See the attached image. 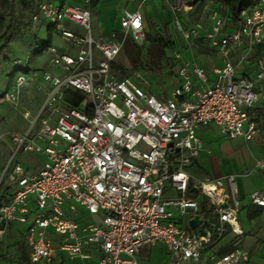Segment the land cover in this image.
<instances>
[{
    "label": "built area",
    "instance_id": "built-area-1",
    "mask_svg": "<svg viewBox=\"0 0 264 264\" xmlns=\"http://www.w3.org/2000/svg\"><path fill=\"white\" fill-rule=\"evenodd\" d=\"M153 1L123 10L119 29L107 37L92 35L91 0L38 5L32 22L48 23L63 47L37 46L49 56L39 74L46 86L34 85L42 101L34 113L20 112L23 131L0 135L10 150L0 162V250L17 224L26 226L20 234L29 264H141L140 254L156 245L170 264L247 262L240 247L221 255L214 249L229 229L240 233L235 176L188 169L203 147L200 129L213 124L223 137L245 142L259 132L251 113L264 102V0L233 20L216 8L206 24L190 25L189 12L202 0H164L188 56L174 52V86L155 93L141 72L112 67L127 38L145 52L140 8ZM199 43L221 55L211 72L192 53ZM12 64L30 71L27 59ZM36 77L18 74L0 101L18 110L22 88ZM28 154L42 161L29 163ZM252 171H264V159ZM248 202L264 209V190L251 192ZM195 216L199 225L191 228Z\"/></svg>",
    "mask_w": 264,
    "mask_h": 264
},
{
    "label": "rangeland",
    "instance_id": "rangeland-1",
    "mask_svg": "<svg viewBox=\"0 0 264 264\" xmlns=\"http://www.w3.org/2000/svg\"><path fill=\"white\" fill-rule=\"evenodd\" d=\"M49 1L53 0H34V4L36 5ZM99 1V5L97 7L95 6L92 12L91 32L93 37H96L97 34H100L107 29L110 31L115 30L116 27H118L117 21L120 17V7L117 5L116 1ZM155 2L157 3V1ZM147 4L151 5V2ZM163 5L166 7L165 3ZM213 10H215V8L208 0H205L204 2L200 1L189 12L190 18L187 22L189 25L198 21L206 24V21ZM15 11L17 21L23 30V36L21 38L13 39L10 43H0V98H2L4 93L12 87L14 79L18 74L23 75L26 79H30L36 71L37 77L35 79L36 81L22 88L20 95L21 106L18 107V110L14 109L9 103L0 101V135L11 131H23L26 128V123L21 118L20 112L26 109L32 114L42 101V96L37 92L34 85L39 83L42 87L46 86L42 82L39 74L41 73L42 68L48 66L49 56L44 52H37V46L41 44L42 41H47L48 35H50L49 44L60 48L63 47V42L60 37L54 31H48V23L32 22L33 9L23 10L17 4L15 6ZM219 13L221 15L223 14L220 11ZM146 19L148 23V35L150 36V39H147V43L153 41L154 34L162 32L161 28L163 25L168 26L171 43L165 50V56L159 69L147 71L145 68L141 67L140 72L142 77L150 83V90L152 92L155 93L160 90L165 92L170 91L175 82L174 72L176 71V63L174 60V52L177 50L183 54L185 53V56H188V52L181 39L179 31L176 28L174 15L171 11L160 7L156 8V10L153 8L152 13L148 14ZM182 19L183 18L179 17L180 22L183 24ZM230 23L232 22L229 20L228 24ZM3 30L4 28L0 29V35L3 33ZM117 37L118 39L121 38L119 34H117ZM192 53L199 65H202L204 59L199 58L198 55L208 54L209 57H214L213 52L206 47L205 43H199V45L193 49ZM18 58L27 59L30 64L29 72H22L15 69L12 61ZM115 62L126 68L128 70L127 73L132 74L134 72H139L131 69L129 62L122 54V51L116 57ZM209 126L212 127V133L207 134L205 140L211 143L214 147L211 146L213 153L207 158H210L211 165L214 169H217L218 166L220 171H237L241 163L252 156L251 151L256 152L254 146L255 142L248 143L250 145V151L247 148V145L242 141L231 139L226 140L218 133L213 124ZM261 144H263L262 141ZM9 156L10 150L8 146L1 144L0 162H5ZM25 158L29 163L30 160L42 161V157L36 154H28ZM201 159L202 157L200 160ZM189 169L196 176H201L193 165H191ZM211 171L214 172V170ZM241 221L242 225L240 227V233L228 231L223 238L217 242V246L214 249L217 248L218 253V250L222 246L228 248L240 247L248 255V261L244 264H264V213L261 217L254 220L251 229L245 226L243 216L241 217ZM14 226L15 230L16 228L18 229L14 231L15 233H7L2 243L0 250V264H20L17 259L18 253L14 242L17 239H20V231H24L26 226H19L17 224H14ZM18 230L19 234L17 233ZM206 260L207 258L203 257V259L197 264H205L207 263ZM150 261L155 264H170L171 258L165 253L164 249L160 248L159 245H156L150 250Z\"/></svg>",
    "mask_w": 264,
    "mask_h": 264
},
{
    "label": "crops",
    "instance_id": "crops-1",
    "mask_svg": "<svg viewBox=\"0 0 264 264\" xmlns=\"http://www.w3.org/2000/svg\"><path fill=\"white\" fill-rule=\"evenodd\" d=\"M68 1L73 3V4H76V5H82L83 0H68ZM111 1H116L117 5L120 7L119 16H121V13L123 10H134L137 7V3H138V0H133V1H130V0H111ZM99 2L97 4H95L94 6H91V13L93 12V8L95 6L97 7L99 5ZM147 3H149V2L144 3L140 9H141V13L143 15L144 27L148 33V23H147L146 16L148 14L152 13L153 8L155 10L158 7L162 8V9L165 8L167 10H169V9H168L164 0H158L157 1L158 4L155 1L151 2V5L147 4ZM164 3L166 5V7L163 5ZM214 8L216 9L217 6H214ZM92 17H93V13H92ZM118 22L119 21H117L118 27H116L115 30H111V31L109 29L104 30V32L97 34L96 37H107L113 31L118 30L119 29V23ZM207 48L213 52L214 57H209L208 54H200L198 56H199V58L204 59V61L202 62V65H200V66L203 67L207 72H211L214 67L220 66L221 55L216 50L210 49L209 47H207ZM251 67H248L245 71L248 74L253 75L254 72H253V69ZM261 114L264 117V102L262 104H260V106L251 113L252 120L254 121V123L256 125L258 123L255 120V118H260ZM257 128L259 130L258 134L255 136L254 139H252L249 142H245L240 138L232 139V140L242 141L244 144L247 145V148L250 151H251V149H250V145L248 143H250V142L254 143L255 142L254 146H255L256 152L251 151L252 156L247 158L246 161H244L243 163H241V165L237 171L224 172V171H220L218 166H217V169H214L213 166L211 165L210 158H207V157H209V155H212L213 149L211 146H213V145H211V143H209L205 140V136L207 134L212 133V127H210V126L202 128L198 131V136L202 140L203 147H202L201 151L199 152L198 156L193 160V163H192V165L196 168L197 172L200 173L201 176H211V177H217V178L223 177L226 175H234L235 176L237 186H238L239 196H240V199H241L242 204H243V209L239 214L240 227L242 225L241 217L243 216L244 221H245V226L247 228H250V229H251V226H252L254 220L261 217L262 214L264 213V209L248 206V204H250L248 202L249 194L253 191H256V190H264V171H252L256 160L264 159V143L260 137L259 125H257ZM216 129H217L218 133L220 134L217 127H216ZM259 137H260V139H259ZM223 138L227 140V138H225V137H223ZM261 141L263 144H261ZM212 143H213V141H212ZM201 157H202V159L200 160ZM188 170L190 171V169H188ZM211 170H214V172ZM190 172L192 173V171H190ZM247 172H250V174L247 176H244V174H246ZM192 174H194V173H192ZM255 209L261 210V212H262L261 216L257 217L256 219H254L252 221H248L246 218L247 214L250 211L255 210ZM249 222H250V224H249ZM17 229L18 228H16V230ZM16 230H15V226H14L13 229L10 230L8 233H13ZM228 231H230V230H228ZM17 233L19 234V230L17 231ZM19 236H20V239L23 238V236L21 234H19ZM20 239H17L14 242V244H16V242H18ZM231 249L232 248L222 246L218 250L217 255L227 253ZM150 250L151 249L145 250L144 252H142L140 254V263L141 264H147L148 262H150ZM215 251L217 252V248L215 249Z\"/></svg>",
    "mask_w": 264,
    "mask_h": 264
},
{
    "label": "trees",
    "instance_id": "trees-1",
    "mask_svg": "<svg viewBox=\"0 0 264 264\" xmlns=\"http://www.w3.org/2000/svg\"><path fill=\"white\" fill-rule=\"evenodd\" d=\"M64 1V0H58ZM203 2L205 0H202ZM213 6H217V9L221 10L224 16L233 20L240 10L249 6L253 0H208ZM0 6V29L4 28L3 33L0 35V43H10L15 38H21L23 36V30L17 21L15 6L18 4L23 10L33 9V14L37 11L39 4H34V0H1ZM99 0H91V6L97 4ZM190 18V17H189ZM7 22V23H6ZM6 23V25H5ZM50 29H48L49 31ZM162 32L154 34L153 41L147 43V39L150 36L147 33L145 52L142 51L132 42L130 38H127L122 46V54L129 62L131 69L141 71L143 67L147 71L159 69L161 62L165 56V50L170 45V36L167 25H163ZM50 41V35H48L47 41H42L43 46L47 45ZM262 49L258 48L257 54ZM37 52H41V49L37 48ZM112 67L120 71L121 74H127V69L121 64L116 62L112 63ZM257 125L260 128V137L264 143V117L261 114L260 118H255ZM260 209L250 211L246 218L248 221H252L261 216ZM230 230V229H229ZM17 259L20 264L28 263V252L25 247L24 238H21L16 242Z\"/></svg>",
    "mask_w": 264,
    "mask_h": 264
},
{
    "label": "water",
    "instance_id": "water-1",
    "mask_svg": "<svg viewBox=\"0 0 264 264\" xmlns=\"http://www.w3.org/2000/svg\"><path fill=\"white\" fill-rule=\"evenodd\" d=\"M189 225H190L191 228L197 227L199 225L198 216H195L193 219H191L190 222H189ZM204 227H205V222L199 228V233L201 235H205Z\"/></svg>",
    "mask_w": 264,
    "mask_h": 264
},
{
    "label": "bare ground",
    "instance_id": "bare-ground-1",
    "mask_svg": "<svg viewBox=\"0 0 264 264\" xmlns=\"http://www.w3.org/2000/svg\"><path fill=\"white\" fill-rule=\"evenodd\" d=\"M236 231H237V232H239V230H238V229H237Z\"/></svg>",
    "mask_w": 264,
    "mask_h": 264
}]
</instances>
